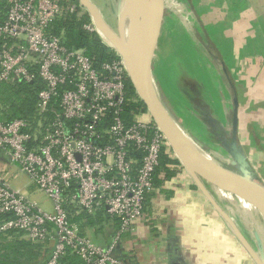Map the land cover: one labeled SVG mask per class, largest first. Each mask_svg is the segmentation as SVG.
Instances as JSON below:
<instances>
[{"label":"built area","instance_id":"obj_1","mask_svg":"<svg viewBox=\"0 0 264 264\" xmlns=\"http://www.w3.org/2000/svg\"><path fill=\"white\" fill-rule=\"evenodd\" d=\"M84 7L81 0H0V83H45L37 94V124L25 118L0 122V148L53 204L51 211L43 209L0 171V214L10 215L0 231L55 240L43 264H61L68 250L85 264H125L116 245L144 215L161 155L177 158L148 109L126 121L137 100L128 90L123 58L99 63L51 31L54 20L81 17ZM84 28L99 31L93 18ZM68 205L75 214L103 211L118 220L112 242L101 245L85 234L70 220Z\"/></svg>","mask_w":264,"mask_h":264},{"label":"crops","instance_id":"obj_2","mask_svg":"<svg viewBox=\"0 0 264 264\" xmlns=\"http://www.w3.org/2000/svg\"><path fill=\"white\" fill-rule=\"evenodd\" d=\"M186 2L194 5L198 19H202L208 29L212 26L213 31L219 30L214 36L225 37L229 47L219 51L223 60L219 62L221 66L215 65L216 75L211 72L206 75L210 73V85L205 79L200 80L197 71L200 66L194 69L197 75L194 71L189 75L185 68V76L180 80L183 83L176 84L179 94L175 89L173 99L166 96L172 110L169 111L210 160L236 173L248 172L252 177L262 178L264 0ZM197 3H201V12ZM184 41L181 38L177 44L187 42ZM219 73L223 78L217 75ZM176 97L182 99L181 113L175 109L178 106ZM197 140L205 143L203 147ZM214 156H224L228 161L225 163ZM168 168L173 173L169 177L163 169L158 173L144 215L136 221L134 231L124 234L118 241L115 255L125 264H264V240L232 237L233 218L225 205L231 193L203 178L198 181L181 162ZM0 171L13 188L41 206L38 200L30 197L36 192L30 176L1 148ZM98 216L100 220L96 219L95 223L81 220L83 231L96 243L108 245L119 222L110 220L105 213ZM5 219L0 214V226ZM16 239L30 240L19 232L0 231V240ZM55 243V240L45 243L49 255Z\"/></svg>","mask_w":264,"mask_h":264},{"label":"rangeland","instance_id":"obj_3","mask_svg":"<svg viewBox=\"0 0 264 264\" xmlns=\"http://www.w3.org/2000/svg\"><path fill=\"white\" fill-rule=\"evenodd\" d=\"M89 1L98 8L104 21L106 23H112L111 28H113L115 32H118L117 23L119 17L117 16L119 14V8L122 0ZM186 1L187 0H164L163 11L156 32L153 57L151 59L150 76L154 91L157 95H159L164 104L170 110V104L169 101H167L166 96L173 99L176 96L175 89H177V94H179L178 89L180 90V88L178 87V84L179 82L181 84L183 83L180 80L183 79V76H185V72H183L185 71V68L189 71L188 73L190 75L194 69H197L195 68L196 66H200L197 70L200 73V80L205 79L208 82V85H210V73L208 76L206 75L208 72L216 75L215 65L219 64L222 59L221 56L223 55L221 52L219 53V51L222 47L223 50H226L229 47V42H225V37L222 35L214 36V33H217L219 30L213 31L212 26L211 29H208L204 21H202V19H198V12L194 5H192L191 2L187 3ZM196 5L199 7L201 12V9H203L201 7V3H197ZM84 8L86 10V14L89 16V20H91L93 18L92 15L87 7ZM188 33L189 36H193L189 37L187 35ZM98 34L103 38L105 43L117 52V54H120L119 51L111 45L112 43L109 42L107 39L108 36L105 33H102L99 30ZM183 35L187 36L183 37ZM181 38L187 42L184 41L185 44H177ZM195 45L198 46L199 49H197ZM177 57H182V59L178 60ZM158 66L162 67L164 72H161ZM194 75H197L196 71H194ZM217 75H219L220 78H223V74L219 73ZM167 80H169V83ZM174 82L176 83L174 84ZM176 84L178 85L177 88ZM180 100L182 101L181 98L177 97L175 99L178 103V106H175L178 113L182 112L179 106L181 104ZM197 143L202 147L205 144L200 140H197ZM214 157L216 159L222 158L221 160L225 163L228 161L224 156ZM262 160H264V154L262 156ZM261 169L262 178L251 176V179L264 185V165L260 168V170ZM35 191L36 192L30 197L38 200L43 209L45 208V210L51 211L53 209L51 199H49L44 192L38 188H36ZM230 193L231 197L228 198L225 205L228 206L227 210H229V213L233 218L231 219L233 229L232 237L235 240H264V217L262 211L259 212V210L254 207L250 201L241 198L235 193ZM235 196H237L238 199ZM245 203H247V205Z\"/></svg>","mask_w":264,"mask_h":264},{"label":"trees","instance_id":"obj_4","mask_svg":"<svg viewBox=\"0 0 264 264\" xmlns=\"http://www.w3.org/2000/svg\"><path fill=\"white\" fill-rule=\"evenodd\" d=\"M4 3H1L3 8ZM3 17H0V22ZM89 16L86 12L78 17L76 14H66L64 17L54 20L51 25V31L55 34H63L64 42L69 47L84 48L85 52L93 57L97 62L113 61L120 59V55L104 42L103 38L96 32H90L84 28V24L89 22ZM130 94L137 100L131 103L126 111V121L133 122V113L145 112L147 106L139 97L131 79L127 81ZM45 87L41 79L34 82L0 83V122L12 121L15 118H25L37 124L39 115L37 112L38 92ZM140 157V155H138ZM180 164L179 159L172 158L168 154L161 155L160 166L155 172V180L161 169L169 177L173 173L168 167L171 164ZM70 220L79 223L83 231L84 225L81 220L85 219L87 223H95L100 220L99 213L89 214L85 211L75 214V207L68 205ZM4 217H10L9 214H3ZM97 215V216H95ZM95 216V217H94ZM19 232L18 230H10ZM7 231V232H10ZM45 243L36 242L27 239L0 240V264H43L50 255ZM61 264H85L80 256L68 250L61 260Z\"/></svg>","mask_w":264,"mask_h":264},{"label":"water","instance_id":"obj_5","mask_svg":"<svg viewBox=\"0 0 264 264\" xmlns=\"http://www.w3.org/2000/svg\"><path fill=\"white\" fill-rule=\"evenodd\" d=\"M81 1L89 10L99 30L108 36L112 45L115 44L116 50L119 51V55L126 64L129 77L137 93L147 106L155 122L167 136L177 158L188 172L198 181L203 178L228 192L235 193L241 198L250 201L259 211L261 208L264 209V185L253 181L248 172L243 174L236 173L215 163L203 154L178 124L162 99L156 94L154 88H152V81H149V79L151 80V59L164 0H154L153 15L147 26L141 48L135 57L120 34L115 32L109 24L111 29H102L106 22L98 8L89 0Z\"/></svg>","mask_w":264,"mask_h":264},{"label":"bare ground","instance_id":"obj_6","mask_svg":"<svg viewBox=\"0 0 264 264\" xmlns=\"http://www.w3.org/2000/svg\"><path fill=\"white\" fill-rule=\"evenodd\" d=\"M153 11L154 0H122L120 4L117 16L119 17L118 33L129 46L134 57L141 48ZM102 29L109 30L111 28L104 23V28ZM113 46L115 47V44ZM149 81L151 82L150 79ZM260 211H262L264 217V209L261 208Z\"/></svg>","mask_w":264,"mask_h":264}]
</instances>
